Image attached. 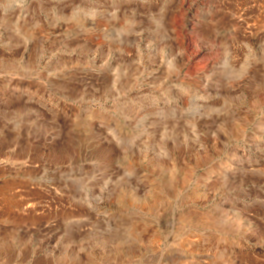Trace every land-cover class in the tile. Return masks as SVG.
<instances>
[{
	"label": "rangeland",
	"instance_id": "rangeland-1",
	"mask_svg": "<svg viewBox=\"0 0 264 264\" xmlns=\"http://www.w3.org/2000/svg\"><path fill=\"white\" fill-rule=\"evenodd\" d=\"M0 264H264V0H0Z\"/></svg>",
	"mask_w": 264,
	"mask_h": 264
},
{
	"label": "bare ground",
	"instance_id": "bare-ground-1",
	"mask_svg": "<svg viewBox=\"0 0 264 264\" xmlns=\"http://www.w3.org/2000/svg\"><path fill=\"white\" fill-rule=\"evenodd\" d=\"M157 202V199H155V197L152 198H144V199H140V198H136L135 203H155Z\"/></svg>",
	"mask_w": 264,
	"mask_h": 264
}]
</instances>
